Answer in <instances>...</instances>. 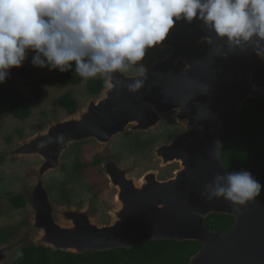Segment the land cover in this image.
<instances>
[{"label":"water","instance_id":"obj_1","mask_svg":"<svg viewBox=\"0 0 264 264\" xmlns=\"http://www.w3.org/2000/svg\"><path fill=\"white\" fill-rule=\"evenodd\" d=\"M205 36H211L213 43L199 46ZM222 45L224 41L199 21L178 22L158 45L170 51L147 67L148 78L140 91L130 93L105 85L84 106L1 152L0 162L17 156H38L42 161L34 172L35 184L22 193L26 223L0 240V264H13L15 253L30 244L80 254L131 248L156 239L202 243L187 264H264V166L252 162L242 169L252 173L262 190L239 212L223 198L209 201L201 197L204 185L215 174L229 171L222 160L223 147L213 155L214 142L219 140L224 146L231 140L233 123L245 100L264 92V61L251 49L224 59L214 51ZM33 55L29 52L21 67L12 68L2 85L10 89L15 82L39 81L53 73L36 69L30 61ZM133 77L115 74L125 84ZM198 85H208V91L203 93ZM201 110L209 115L199 120L196 116ZM170 112L185 129L155 146L154 153L161 165L179 164L173 176L159 179L158 171L151 169L135 178L129 167L107 153L101 160L102 170L117 190L110 222L96 221L91 207L52 199L44 176L61 167L62 155L71 143L93 139L107 144L127 128L135 132L156 127L163 114ZM59 134L64 135L63 142L56 141ZM49 138L52 143L37 147ZM211 213L232 215L234 222L225 232L210 229L205 218Z\"/></svg>","mask_w":264,"mask_h":264},{"label":"clouds","instance_id":"obj_2","mask_svg":"<svg viewBox=\"0 0 264 264\" xmlns=\"http://www.w3.org/2000/svg\"><path fill=\"white\" fill-rule=\"evenodd\" d=\"M194 20L224 41L214 49L216 55L227 59L251 49L264 61V0H0V84L32 52L35 67L72 72L82 80L103 78L109 89L137 93L148 78L147 52L165 41L178 22ZM205 39L213 43L211 36ZM130 69V83L115 78ZM198 86L208 91V85ZM208 115L201 110L196 117ZM55 139L63 142L64 135ZM52 142L49 138L37 147ZM222 147L215 141L213 155ZM261 190L251 172L226 170L204 185L201 197L223 198L239 212Z\"/></svg>","mask_w":264,"mask_h":264},{"label":"rangeland","instance_id":"obj_3","mask_svg":"<svg viewBox=\"0 0 264 264\" xmlns=\"http://www.w3.org/2000/svg\"><path fill=\"white\" fill-rule=\"evenodd\" d=\"M164 47L155 46L150 49L143 63L146 67L156 59L165 55ZM127 74H134L130 69ZM87 80L79 84L64 85L57 82L44 83L42 99L32 106L27 118L19 119L7 110L0 112V153L12 147L38 130L44 129L51 121L62 119L68 115L57 99L70 93L79 106H84L92 97L87 89ZM15 87L24 95L32 96V88L28 83L15 82ZM183 126L176 122L172 112L165 113L156 127L148 133L139 134V141L131 135H118L111 138L107 144L93 139L74 142L64 151L61 167L47 172L44 180L50 190L53 200L61 197L62 189L66 188L70 203L83 207H91L94 218L100 223L111 221L109 213L116 206V188H112L102 170V162L95 164V158L111 153L125 167L130 168V175L139 178L148 170H157L159 178H165L179 167L177 162L161 165L155 157L154 147L168 140ZM147 140V141H144ZM117 156V157H116ZM38 156H17L0 162V227H14L28 219L25 207L14 208L9 199V193H23L35 184L34 172L41 163ZM81 163V167L77 164ZM79 168V169H77ZM77 169V170H76ZM58 202V201H57ZM66 202V201H65ZM59 203H64L60 202Z\"/></svg>","mask_w":264,"mask_h":264},{"label":"trees","instance_id":"obj_4","mask_svg":"<svg viewBox=\"0 0 264 264\" xmlns=\"http://www.w3.org/2000/svg\"><path fill=\"white\" fill-rule=\"evenodd\" d=\"M35 68L49 70L47 67ZM52 71L53 73L46 78L28 83L32 88V96L22 94L15 84L10 89L0 84V112L7 110L16 118H27L31 114L33 104L42 99L44 83L57 82L64 85H75L83 81L72 72ZM86 85L91 95H97L105 86V81L103 78L89 79ZM57 101L67 113L73 112L79 106L70 93L60 96ZM142 142L138 145L144 146L149 143L147 141V144H140ZM221 154L229 171L242 170L252 162L257 166H264V92L259 98L245 100L241 113L233 123L232 139L223 146ZM94 163L99 164L98 157L95 158ZM81 165L78 163L77 167ZM9 194H11L9 199L14 208L24 207L25 199L22 193ZM57 201L70 202L66 188L62 189L61 197ZM233 222L234 217L225 213H211L205 218L206 226L219 232L228 230ZM25 223L26 220H23L14 227H0V240L15 234ZM201 246L202 243L196 240L156 239L136 243L131 248L87 251L78 254L62 250L54 251L48 247H37L30 244L17 251L22 252V256H17V252L15 253L13 264H187L190 257Z\"/></svg>","mask_w":264,"mask_h":264},{"label":"flooded vegetation","instance_id":"obj_5","mask_svg":"<svg viewBox=\"0 0 264 264\" xmlns=\"http://www.w3.org/2000/svg\"><path fill=\"white\" fill-rule=\"evenodd\" d=\"M207 43V41H199L198 42V45L199 46H203L204 44H206ZM166 52H165V55L170 51V48L169 47H164L163 48ZM164 55V56H165ZM163 57V56H162ZM179 66L180 67H183V64H182V62L181 61H179ZM105 85H106V83H105ZM98 95V94H97ZM177 122V121H176ZM185 129V126H181V128L179 129V130H177L176 132H175V134L174 135H171V137L168 139V140H166V141H163V142H160V143H167V142H169L170 140H172L175 136H176V134L179 132V131H181V130H184ZM144 133H148L147 131H132V130H129V128H127L125 131H123L122 133H120V134H117L116 136H118V135H131L132 137H134V138H136L139 142H140V138H139V134H144ZM159 143V144H160ZM137 145H138V143H137ZM117 157V156H116ZM99 158V157H98ZM116 159H118V158H116ZM159 161H160V163H161V159L159 158ZM101 162V160H100V158H99V163ZM172 163H174V162H172ZM169 164H171V163H169ZM177 169V168H176ZM176 169H174L173 170V173H174V171L176 170ZM173 173H171L170 175H168V176H166L165 178H159L158 177V174H157V177L159 178V179H167V178H169V177H171V176H173Z\"/></svg>","mask_w":264,"mask_h":264}]
</instances>
